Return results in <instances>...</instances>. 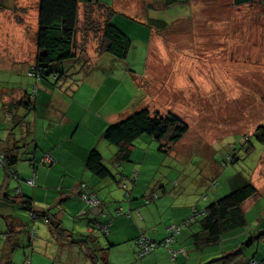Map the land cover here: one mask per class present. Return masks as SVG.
<instances>
[{"label":"crops","instance_id":"obj_1","mask_svg":"<svg viewBox=\"0 0 264 264\" xmlns=\"http://www.w3.org/2000/svg\"><path fill=\"white\" fill-rule=\"evenodd\" d=\"M96 1L95 5L80 4L78 7L75 56L58 66L64 76L56 84L42 82L37 88L34 109L25 117L29 136L25 129L19 134L15 130L14 136L10 137L6 130L10 123L7 110L22 116L20 102L30 83L26 74L34 65L39 0H0V83L12 85L0 90V153L8 152L18 158L14 165L18 177L16 187L0 167V194L10 200L22 196L29 198L36 214L30 218L19 203L0 201V264H12L10 253L20 242H26L30 264H56L49 262L55 253L50 256L52 244L38 236L29 243V230L34 229L36 217L42 218V213L52 217L65 236L58 237L42 218L47 227L41 232L42 237L49 236L62 252L71 251L76 246L84 247L91 264H98L97 261L100 264H245L250 259L264 264V220L261 218L264 190L250 181L257 193L241 205L244 226L223 232L214 245H205L202 244L204 235L200 233V224L194 221L175 238L172 248L181 251L174 260L169 258L165 248L137 259L135 240L139 236L144 235L155 242L163 240L167 225L190 218L193 209L203 211L246 179L236 176L234 180H228L227 194L226 188L214 189L208 194H199L195 202H181V198L191 194L185 192L179 178L175 180L176 186L171 184V188L155 185L157 181L149 174L152 164L151 161L148 163V158L155 161L156 157L142 149H146L143 147V142H148L146 139L135 144L129 162L115 163V149H109L102 138L108 125L135 111L146 108L161 117L173 115L169 111L170 102L184 100L180 82L186 79L188 63L180 58L163 57L162 46L172 38L179 41L187 33L186 26L174 27L187 16L185 6L193 12L211 4L225 13H232L241 3L235 6V0ZM27 17L32 30L26 25ZM105 20L130 39L123 60L98 52L101 26ZM227 26L215 24L209 30L220 33ZM231 40L223 45H232ZM197 74L200 77L198 71ZM13 144L16 145L14 150L11 149ZM177 144L169 152L175 150ZM91 150L99 153L112 177L99 179L86 169L85 161ZM108 153L112 154L111 160L105 158ZM44 154L53 157V165H37ZM105 160L110 161L112 170ZM133 172L137 173H134V179ZM31 178L33 186L26 183ZM81 183L97 195L99 210L89 209L79 199ZM121 183L128 190L127 200L118 189ZM154 185L157 189H153ZM154 192L159 197L146 204V198ZM118 208L129 213V217H118L117 212L115 214ZM252 212V223H248L246 216ZM95 222H109L105 235L99 229H93ZM75 237L82 239L76 240ZM232 252H238L235 258L223 260Z\"/></svg>","mask_w":264,"mask_h":264},{"label":"rangeland","instance_id":"obj_2","mask_svg":"<svg viewBox=\"0 0 264 264\" xmlns=\"http://www.w3.org/2000/svg\"><path fill=\"white\" fill-rule=\"evenodd\" d=\"M237 1H234L235 6ZM239 2L241 4L232 13H225L211 4L203 5V10L193 12L185 6L187 16L174 27L186 26L187 33L179 41L172 38L162 46L163 57L180 58L188 63L186 79L180 82L184 100L179 103L171 101L169 104V111L188 130L171 152L156 151V142L149 140V137H143L148 142H143L146 149H142L156 157L155 161L148 158V163L151 161L152 164L149 174L157 181L156 186L158 184L171 188L172 182L180 179L185 192L191 194L181 198V202H195L199 194H208L214 189L220 191L226 188L227 194L230 186L227 181L234 180L236 176L249 180L255 186H261L260 190H264V147L252 137L258 126H264V0ZM26 20L28 29L32 30L30 18L27 17ZM215 24L219 27L228 26L216 33L213 31L215 29L209 30ZM193 30L195 33H190ZM230 39L232 45H223ZM24 52L25 50L23 54ZM224 60L227 63H223ZM19 76L23 77L20 73ZM10 86L11 83L2 82L0 90ZM141 141L142 138L135 143L139 144ZM107 147L114 150L108 145ZM105 156L107 160L112 158L111 153ZM231 159L234 161L231 162ZM107 160L105 163L112 170V164ZM130 162L133 163L132 160ZM211 181L215 183L214 186H211ZM9 182L14 187L18 185L13 179H9ZM122 184L118 189L125 196L128 190ZM155 185L153 189H157ZM252 215L253 212L246 216L248 223H252ZM261 218L264 220V213ZM44 225L43 219L36 217L35 227L31 231L35 235L33 240L38 236L49 245L52 244L54 250L50 247V256L55 253L49 262L92 263L87 258L84 247L76 246L71 251L62 252L49 236L42 237L41 232L45 228L47 230ZM33 252L37 251L34 249ZM29 256L26 242H20L18 248L10 253V262L25 264Z\"/></svg>","mask_w":264,"mask_h":264},{"label":"trees","instance_id":"obj_3","mask_svg":"<svg viewBox=\"0 0 264 264\" xmlns=\"http://www.w3.org/2000/svg\"><path fill=\"white\" fill-rule=\"evenodd\" d=\"M241 1L244 2V0ZM238 2L239 0L236 3ZM89 3L95 5L97 4V1L39 0L37 16L38 29L35 34V60L34 65L29 68L26 74L27 79L30 83L26 90L25 97L20 102L23 111L22 116L19 117L17 112H13L6 108L10 113V118L7 117L10 120V123H8L6 128L8 136L13 137L15 130L19 134L21 130L25 129L27 137L29 136V125L25 120V117L34 109L33 103L35 101L37 88L40 84H42V82L56 84L58 80L64 76L63 71H61L58 66L63 62L71 60L75 56L78 7L80 4L85 5ZM240 3L241 2H239V4ZM129 47L130 39L123 32H121L119 29L105 20L101 26L100 43L97 47L98 52L101 54H108L118 60H123L127 55ZM187 130V126L180 120H178L175 116L168 114L161 117L157 113H150L149 110L145 108L133 112L130 116L124 118L123 120H120L117 123L108 125L102 134V138L108 145L112 146L115 149L114 162L120 163L129 162L130 156L136 144L135 142L141 138L143 139V137H149L150 140L156 142V151L168 153L172 149V147L183 138ZM252 137L256 142L263 145L264 147V126H258ZM25 141L26 138L23 139V142ZM11 147V149L14 150V148H16V145L13 144ZM247 150L248 149H246V151ZM0 154L3 155L5 160V165L0 167L5 171V175L7 176V178L12 179V177L14 176L15 180H18L17 174L14 170V165L18 161V158L8 152H5V154ZM233 161L234 159H231V162ZM85 167L89 172H91L99 179H107L112 177L109 170L104 166L101 156L95 150H91L88 153L85 161ZM134 173L136 172H133L132 174L133 179ZM173 184L174 186H176V181H173L172 185ZM210 184H212L211 186H214L215 183L211 181ZM124 186L125 184H122V187L126 190V186ZM88 191L89 193L95 194L90 190V188L88 189ZM256 193L257 190L255 189V187L249 182V180H246L242 185H240L227 195L221 197L216 202L205 207L202 215L193 219L188 218L179 224L167 225L166 228L170 225L180 226L182 224L180 231L174 236L173 243L175 242V238L180 234L183 228L191 225L192 223H194V221H198L201 228L200 233L204 235L202 244H216L223 232L245 225L241 205L247 199L255 196ZM16 194L19 195L20 193ZM125 197H128L127 193L125 194ZM158 197V193L154 192L151 194V196L146 198V201L149 204L151 201L156 200ZM11 199L12 200H10V197L6 195L0 194V201H4L7 203L17 202L22 205L29 214L36 216L32 209V203L29 198L22 196L19 198L17 197ZM88 208L91 209L90 207ZM99 208L95 210H99ZM119 210L121 209L116 210V212ZM122 213V215H117L116 213L115 214L118 217H129V213ZM41 216L42 218H44V221L50 225L52 231L58 237L63 236V231L59 228V225L54 221L52 217H48L46 213H42ZM96 225H100L101 227L105 226L108 228L109 222L105 224H100L98 222L93 223V229L98 231ZM166 228L165 237L163 238V240L167 236ZM100 232L103 235H105L106 233L103 229H101ZM34 238L35 235L33 231L30 230L29 243H31ZM163 240L158 242L152 240L151 241L156 244H160ZM8 243H10L12 246V241H9ZM159 248L163 247H157L155 250ZM170 248L173 249L172 245H170ZM237 254L238 252H232L228 255H225L223 257V260L233 259L237 256ZM249 261H254L257 264L254 259L248 260L245 264H248ZM207 264H211V262Z\"/></svg>","mask_w":264,"mask_h":264},{"label":"built area","instance_id":"obj_4","mask_svg":"<svg viewBox=\"0 0 264 264\" xmlns=\"http://www.w3.org/2000/svg\"><path fill=\"white\" fill-rule=\"evenodd\" d=\"M54 162H55V160L53 159V157L50 154H44L37 165L38 166H51L54 164ZM3 165H5V160H4L3 155L0 154V166H3ZM134 178H135V175H134ZM12 179L15 180V177L13 176ZM26 183L29 186L34 185L32 178L28 179L26 181ZM88 189H89V187L87 185H85L84 183H81L79 185V187H78L79 199L85 205L90 207L91 209H98L99 208V200L95 194L89 193ZM16 193H19L18 189L16 190ZM145 202H146V204H148L147 201H145ZM122 214L123 213L121 210L117 211V215H122ZM202 214H203V211L197 212V211L193 210L189 219L196 218ZM29 216H30V218L34 217L32 214H29ZM181 225L180 226H175V225L168 226L166 228L167 236L160 244H156V243L152 242L151 240L147 239L143 235L139 236L135 240V245L137 247V258L142 259L143 257L152 253L157 247H163L167 250L169 258L171 260H174L180 251L171 249L170 245H172V243L174 241V236L180 231ZM96 227L99 230L103 229L105 232H107V229H108L107 227H105V226L101 227L100 225H96ZM25 264H30V260L27 259ZM248 264H256V263L254 261H249Z\"/></svg>","mask_w":264,"mask_h":264},{"label":"bare ground","instance_id":"obj_5","mask_svg":"<svg viewBox=\"0 0 264 264\" xmlns=\"http://www.w3.org/2000/svg\"><path fill=\"white\" fill-rule=\"evenodd\" d=\"M228 70V69H227ZM179 74V73H178ZM264 111V110H263ZM260 114H261V111H260ZM263 115V114H262Z\"/></svg>","mask_w":264,"mask_h":264}]
</instances>
